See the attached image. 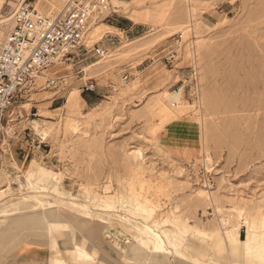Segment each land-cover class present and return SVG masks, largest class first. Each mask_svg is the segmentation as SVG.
<instances>
[{"label":"rangeland","instance_id":"obj_1","mask_svg":"<svg viewBox=\"0 0 264 264\" xmlns=\"http://www.w3.org/2000/svg\"><path fill=\"white\" fill-rule=\"evenodd\" d=\"M18 1L0 0V19L10 16ZM33 3L49 12L62 0ZM111 4L86 40L102 44L107 56L81 47L77 56L46 70L52 78L23 90L2 118L1 202L9 188L25 198L44 193L48 175L42 171L54 174L49 198L61 205L43 202V207L58 210L59 218L47 234L28 231L24 240L59 236L55 257L66 261L58 241L66 234L74 241L86 238L96 257L97 247L114 251L116 243L101 223L83 219L75 205L96 211L112 195L122 200L113 211L150 226L173 252L177 245L166 239L167 229L186 221V229L200 236L185 239L194 238L196 245L207 238L218 241L214 237L244 240L239 237L241 227L246 236L244 219L256 227L264 220V0ZM126 18L133 24L127 32L109 25ZM100 24L110 28L95 30ZM9 26H0V40ZM91 80L95 90H83ZM164 95L171 108H164ZM136 149L141 153H133ZM129 198L131 209L123 202ZM30 212L20 208L6 219L16 225ZM36 212L43 213L42 205ZM121 223L128 225L114 224ZM87 225L76 237V229ZM37 241L47 247L48 239ZM62 245L73 247L69 241ZM7 254L0 252V264H16V253L1 260ZM230 257L236 264L234 253Z\"/></svg>","mask_w":264,"mask_h":264},{"label":"bare ground","instance_id":"obj_2","mask_svg":"<svg viewBox=\"0 0 264 264\" xmlns=\"http://www.w3.org/2000/svg\"><path fill=\"white\" fill-rule=\"evenodd\" d=\"M111 1L114 3V0H109L110 4ZM31 2L35 7V9L40 14L46 13V11L38 10L35 4L33 3V0ZM62 4H63V0H62ZM61 6L57 10H59ZM111 9H112V4H111ZM12 14H10V16L1 18L0 26L5 23H9L11 26ZM104 15L94 18L93 21L91 22L88 29L91 39H92L91 30L93 26L99 22H104L103 21L105 18ZM102 27L110 28V26L108 25L100 24L97 27H95V30L100 29ZM8 29L6 30V32L8 31ZM88 30L85 36L83 37L82 43L89 48L92 47L94 43L88 45L86 42ZM4 36L2 37V39L4 38ZM2 39L0 40V42L2 41ZM51 76H52L51 73L49 75V73L46 70H44L41 74H38L36 76L35 81L39 80L45 83L48 78H52ZM160 100L164 102V108L166 109L171 108L172 103L167 99L165 95L162 96ZM172 110L175 111V108H173ZM133 153L139 154L141 152L136 149L133 151ZM44 173L48 175V179L45 181V184L41 186V188H44L45 192L40 195L33 194L32 196L25 198L24 196H17L15 193V189L10 190L9 188L5 190L6 196L4 198V201L1 202L0 200V216H1L0 252L3 251L5 253H9L13 248L19 246L24 241V238L26 237L28 231L29 232L34 231L37 235L47 234V232H50V228L52 224L55 225L54 221H56V219L58 220L59 218L58 210L55 211L43 207V202H47V203L53 202L58 204V206L61 205V202L49 198L50 197V193L48 192V190L50 189L49 186L54 185L53 179H55L56 176L54 174H49L46 171H42V174ZM32 177L33 175L29 177L30 179L29 184L34 188L37 181L33 180ZM207 198L209 199V195H207ZM119 200L121 199H117L113 195L109 196L102 203L98 204L99 209L96 211L90 210L89 205L87 204H75V205L76 208L84 214L82 217L83 219H89L90 221L101 223V228H103L106 232H108V234H109V230L111 229L115 230L114 233L111 234V237H109L108 234L107 237L108 240L115 241L116 244L118 243L117 245L119 247V251L122 252V257L125 260L134 261L136 264H158L157 260L161 259L162 257H165L167 260L168 252L166 251L165 243L162 240V238L152 230L150 226L138 222L132 216L123 215L121 213H118L116 210L113 211L112 208L116 204V201ZM123 202L124 204H127L128 209L132 208L131 198H129L127 202L125 201ZM38 205L39 206L42 205L43 208L42 214H38L36 212ZM20 208L22 209L24 208V210H26L27 212L31 211L30 213L33 214H24L23 216H20V218L16 220L17 221L16 225L13 223L12 224L8 223L9 220H7L6 217H8L12 212ZM242 215H243L242 210H238V217L241 218ZM50 220H53V222H50ZM228 220L223 218L222 219L223 224L224 225L229 224ZM120 221L128 223V225L123 223H121L122 225L114 224L115 222L120 223ZM73 223L75 226H81V225H77L78 223H75V221ZM259 223L260 226L256 227L253 224L252 225L249 224L246 221V219H244V226L247 228V232H246V236L244 237V240H238V236L237 238L233 237L237 244L238 253L239 252L242 253L239 255L240 256L242 255L243 258L247 260L249 264H264V220L262 219V221H260ZM188 224L189 221H186L183 227L179 226V224L177 223L174 224L172 230L167 229V231L170 233L165 236L169 242H170L169 238L171 237L173 242H175L177 245V249L174 253V261L178 263L182 262L181 257H183L182 241L188 235L195 236L198 234V231L194 228L192 230L189 229L190 231L186 229L188 227ZM48 239L52 241L53 236L50 234ZM149 244H152V246H149ZM11 245L13 246L10 250ZM82 252H85V250L84 251L82 250ZM167 264H169L168 261Z\"/></svg>","mask_w":264,"mask_h":264},{"label":"built area","instance_id":"obj_3","mask_svg":"<svg viewBox=\"0 0 264 264\" xmlns=\"http://www.w3.org/2000/svg\"><path fill=\"white\" fill-rule=\"evenodd\" d=\"M31 1L19 0L0 42V123L14 99L35 84L36 76L77 56L86 47L82 40L93 19L112 11L109 0H63L59 10L40 14ZM92 47L98 56L107 54L102 44ZM122 78L127 80L128 74ZM95 88L92 80L83 86L85 91Z\"/></svg>","mask_w":264,"mask_h":264},{"label":"crops","instance_id":"obj_4","mask_svg":"<svg viewBox=\"0 0 264 264\" xmlns=\"http://www.w3.org/2000/svg\"><path fill=\"white\" fill-rule=\"evenodd\" d=\"M126 19L128 20H125V22H121L119 24L111 23L109 25L116 27L120 30H123L124 32H127V30H129L133 26V24H131L132 20H130L129 18H126ZM57 107H51L49 109L50 111H52L56 109ZM23 153H25V150H22V154ZM4 164H5V161L3 160V155H1L0 153V168H2ZM88 227H90V225H87L84 230L76 229V231H78L75 233L76 237H79L80 233L82 234L88 231ZM100 231L102 235L104 236L103 230H100ZM242 231L243 230L241 227L239 230L240 238L245 237V235L244 237L242 236L243 235ZM57 237L55 240L50 241L46 237L29 236L19 246H17L10 252L11 254L16 253L15 258H13V262L16 264L17 263H21V264H136L134 261L125 260L122 257V252L119 251L118 245L115 244L113 246L105 238V236L104 238L111 244L112 247H114V251H112L111 253L105 250L104 248L101 249L97 247L99 249L97 255L99 254V256L96 257L95 252L86 245V238L83 237V239L79 241H74L73 236L69 234L60 236V237H63L62 239L58 238L60 248L64 250V254L66 258L69 260V261H66L65 259L61 257H55V253H56L55 243H56ZM41 238L48 239V241L46 242L47 243L46 245L47 247L50 248V250L45 246V244L38 242V241L36 242L37 239H41ZM214 238L215 240L218 239V241L213 242L212 239H205L201 245H197V246H196V241L194 238L184 239L182 241L183 257H181L182 262L180 263L174 261L175 251L173 252V247L170 248L168 246V242H166L165 248H166V251L168 252L167 254L169 255V257L167 255V260L165 257H162L161 259L157 260L158 261L157 263L167 264V261H168L169 264H226V263L233 264L230 256L234 253L235 255L234 262H236V264H249L248 261L245 260L242 255L239 256L238 248H237V244L235 240L227 241V240H224L223 237L222 239L219 237H214ZM67 241L73 243L72 248H68V247L64 248V246L62 245V242H67ZM112 242L116 243L115 241H112ZM104 243L106 245H109L105 241ZM247 248H250V247H247ZM82 250L83 251L85 250V252H82ZM211 250H212V254L210 256ZM50 251L53 253L52 257H50ZM10 253H8L6 257L2 258L1 260L8 259V255Z\"/></svg>","mask_w":264,"mask_h":264}]
</instances>
